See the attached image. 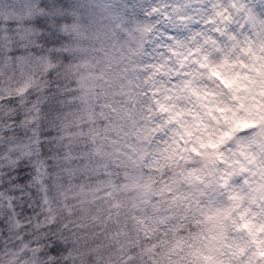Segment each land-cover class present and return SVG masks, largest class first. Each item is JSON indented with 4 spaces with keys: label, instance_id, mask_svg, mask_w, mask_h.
Masks as SVG:
<instances>
[{
    "label": "clouds",
    "instance_id": "obj_1",
    "mask_svg": "<svg viewBox=\"0 0 264 264\" xmlns=\"http://www.w3.org/2000/svg\"><path fill=\"white\" fill-rule=\"evenodd\" d=\"M0 264H264V0H0Z\"/></svg>",
    "mask_w": 264,
    "mask_h": 264
}]
</instances>
